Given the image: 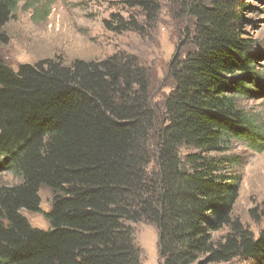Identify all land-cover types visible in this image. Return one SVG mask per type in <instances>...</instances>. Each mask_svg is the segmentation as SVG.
I'll use <instances>...</instances> for the list:
<instances>
[{
    "label": "trees",
    "instance_id": "obj_1",
    "mask_svg": "<svg viewBox=\"0 0 264 264\" xmlns=\"http://www.w3.org/2000/svg\"><path fill=\"white\" fill-rule=\"evenodd\" d=\"M21 1L0 0V45ZM162 2L188 15L193 32L191 51L168 65L161 126L149 71L134 55L16 69L0 55V173L16 179L0 184V264H141L130 226L140 221L157 229L160 264H264V227L255 236L232 216L239 178L225 156L234 141L264 151V124L237 105L264 74L242 28L248 3L121 0L136 14H111L103 27L144 36ZM42 188L51 195L46 230L22 214L41 212ZM249 216L258 223L264 210Z\"/></svg>",
    "mask_w": 264,
    "mask_h": 264
},
{
    "label": "rangeland",
    "instance_id": "obj_2",
    "mask_svg": "<svg viewBox=\"0 0 264 264\" xmlns=\"http://www.w3.org/2000/svg\"><path fill=\"white\" fill-rule=\"evenodd\" d=\"M27 1L31 6L25 4ZM244 1L248 3L243 12L244 36L254 41L253 51L258 55L253 65L256 71H262L264 0ZM115 13L127 17L136 14V11L125 8L121 0H22L13 18L4 27L8 43L0 45V55L13 69L22 63L50 58H58L62 63L69 64L75 59H103L116 52L134 55L139 64L149 71L150 104L157 115V125L161 126L162 101L173 86L168 65L174 57L191 51L189 39L193 32V21L188 15H178L176 8L162 2L157 20L144 36L130 31L117 34L103 27V20ZM259 74L261 88L251 85L256 94L240 97L237 105L257 118L258 123L264 124V74ZM155 140L153 138V147ZM182 150L193 151L187 147ZM229 155L235 158V163L227 171L239 178L238 198L232 216L249 227L256 236L264 227V217L255 223L249 212L252 209L258 213L264 210V151L255 152L246 143L234 141L232 148L225 153V156ZM150 169H155L154 164ZM14 183L16 179L13 175L0 173V184ZM50 196V192L42 188L41 212L22 211L33 227L43 230L49 227L43 213L50 209ZM130 226L141 264H160L155 226L142 221L131 223ZM226 231L227 228H223L213 233V238H220ZM228 264L255 263L251 259L238 258Z\"/></svg>",
    "mask_w": 264,
    "mask_h": 264
}]
</instances>
